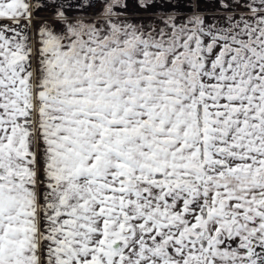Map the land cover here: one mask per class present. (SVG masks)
Returning a JSON list of instances; mask_svg holds the SVG:
<instances>
[{
	"label": "snow or ice",
	"instance_id": "1",
	"mask_svg": "<svg viewBox=\"0 0 264 264\" xmlns=\"http://www.w3.org/2000/svg\"><path fill=\"white\" fill-rule=\"evenodd\" d=\"M129 3L0 0V264H264V0Z\"/></svg>",
	"mask_w": 264,
	"mask_h": 264
},
{
	"label": "crops",
	"instance_id": "2",
	"mask_svg": "<svg viewBox=\"0 0 264 264\" xmlns=\"http://www.w3.org/2000/svg\"><path fill=\"white\" fill-rule=\"evenodd\" d=\"M129 9L131 11L137 12L135 17H148V16L152 15V14H145L144 13L145 11L141 7L138 6V0H130ZM149 10H152V9H149ZM208 14L211 15L213 13H208ZM215 14H217V13H215ZM218 14H220V13H218ZM37 15H38V18H50V13L47 10L40 11Z\"/></svg>",
	"mask_w": 264,
	"mask_h": 264
},
{
	"label": "rangeland",
	"instance_id": "3",
	"mask_svg": "<svg viewBox=\"0 0 264 264\" xmlns=\"http://www.w3.org/2000/svg\"><path fill=\"white\" fill-rule=\"evenodd\" d=\"M201 6H203L204 9H206L207 11H211V10H214L216 11L217 13H220V10L218 9V5H214L213 3L211 2H207V3H201ZM147 14V13H145ZM135 17V16H134ZM139 18V17H137Z\"/></svg>",
	"mask_w": 264,
	"mask_h": 264
},
{
	"label": "flooded vegetation",
	"instance_id": "4",
	"mask_svg": "<svg viewBox=\"0 0 264 264\" xmlns=\"http://www.w3.org/2000/svg\"><path fill=\"white\" fill-rule=\"evenodd\" d=\"M202 8H203V6H201ZM136 13L137 12H135V11H131L130 9H129V15H132V16H135L136 15ZM144 13H147V14H154V11L153 10H149L148 12H144ZM208 13H217L216 11H214V10H211V11H208ZM218 14V13H217Z\"/></svg>",
	"mask_w": 264,
	"mask_h": 264
}]
</instances>
